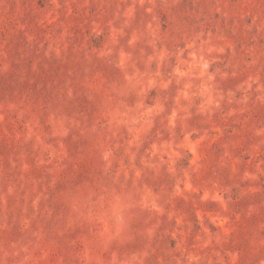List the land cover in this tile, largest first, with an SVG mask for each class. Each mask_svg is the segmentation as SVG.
Segmentation results:
<instances>
[{"label":"rangeland","instance_id":"1","mask_svg":"<svg viewBox=\"0 0 264 264\" xmlns=\"http://www.w3.org/2000/svg\"><path fill=\"white\" fill-rule=\"evenodd\" d=\"M0 264H264V0H0Z\"/></svg>","mask_w":264,"mask_h":264}]
</instances>
